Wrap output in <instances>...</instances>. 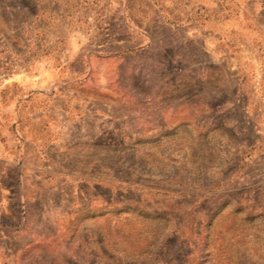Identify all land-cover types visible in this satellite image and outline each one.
I'll list each match as a JSON object with an SVG mask.
<instances>
[{"label": "rangeland", "instance_id": "1", "mask_svg": "<svg viewBox=\"0 0 264 264\" xmlns=\"http://www.w3.org/2000/svg\"><path fill=\"white\" fill-rule=\"evenodd\" d=\"M0 264H264V0H0Z\"/></svg>", "mask_w": 264, "mask_h": 264}]
</instances>
